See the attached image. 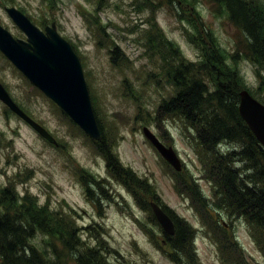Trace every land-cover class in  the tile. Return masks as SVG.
Instances as JSON below:
<instances>
[{
    "label": "rangeland",
    "instance_id": "rangeland-1",
    "mask_svg": "<svg viewBox=\"0 0 264 264\" xmlns=\"http://www.w3.org/2000/svg\"><path fill=\"white\" fill-rule=\"evenodd\" d=\"M6 6H16L42 29L55 22L58 32L72 43L83 63L102 137L96 140L82 130L0 51V80L19 106L57 141L42 137L0 100V188L13 182L21 197L29 193L40 206L71 213L80 227L81 250L96 244L94 229H87L96 228L105 240L104 254L115 264H179L161 243L164 229L153 210H148L151 200L195 229L197 264H264V252L252 232L262 241L263 234L245 217H231L217 209L212 218L181 190L179 177L195 179L207 200L213 203L215 199L195 139L180 119L157 111L175 90L160 59L150 56L147 34L151 25L192 62L210 53L212 45L205 43L213 39L229 66L240 70L243 89L264 98L258 66L243 52L247 38L221 6L214 0H0V23L23 39L25 34ZM90 20L102 25L109 41L101 39ZM112 42L123 54L116 58L118 64L112 59ZM144 127L175 150L180 170L160 154L145 136ZM104 141L120 167L150 187L136 184L130 188L113 176L107 158L94 146ZM219 147L224 153L235 149L229 143ZM224 241L228 248L221 247ZM32 243L52 258L47 235L38 233ZM72 260L67 264H76Z\"/></svg>",
    "mask_w": 264,
    "mask_h": 264
},
{
    "label": "trees",
    "instance_id": "trees-1",
    "mask_svg": "<svg viewBox=\"0 0 264 264\" xmlns=\"http://www.w3.org/2000/svg\"><path fill=\"white\" fill-rule=\"evenodd\" d=\"M214 1L245 34L247 42L243 52L258 66L259 87L264 92V0ZM90 22L97 26L101 39L109 41L102 25ZM100 37L99 44L102 43ZM205 44L207 47L212 45L210 53L192 62L159 28L151 25L147 34L150 56L160 59L163 72L175 90L172 96L161 102L158 114L180 119L195 139L197 154L204 166L205 177L212 184L215 199L210 203L195 179L185 181L179 177V186L188 192L201 213L214 218L212 212L217 213L220 209L231 217L243 216L264 238V147L239 111V92L243 89L240 70L229 66L219 44L213 39ZM112 45V59L118 64L116 58L123 54L119 45L114 42ZM237 56L238 53L232 55L234 64H237ZM259 99L264 102V98ZM223 143L234 144L232 148L235 149L224 153L219 147ZM94 146L107 158L113 176L123 179L130 188L136 184L144 189L150 187L130 170L120 167L105 141ZM164 209L175 223V234L163 231L161 242L169 257L179 264L182 261L183 264L186 261L197 264L195 229L166 206ZM148 210L152 212L149 203ZM213 221L209 222L212 224ZM219 227L225 230L223 225ZM79 229L71 213L54 211L48 205L40 206L29 193L21 197L13 182L0 188V264H67L71 259L76 264H115L104 254L105 240L92 226L87 229L90 232L94 229L96 244L81 250L83 243ZM38 233L49 237L51 259L46 251L33 245L32 239ZM252 233L264 252V239L262 241L255 231ZM226 240L232 241L229 237ZM221 247L228 248V244L224 241ZM107 250L112 249L107 247Z\"/></svg>",
    "mask_w": 264,
    "mask_h": 264
},
{
    "label": "water",
    "instance_id": "water-1",
    "mask_svg": "<svg viewBox=\"0 0 264 264\" xmlns=\"http://www.w3.org/2000/svg\"><path fill=\"white\" fill-rule=\"evenodd\" d=\"M6 10L28 38L16 39L0 24V51L86 133L99 140L102 132L94 111L82 61L72 44L61 36L55 22L42 30L17 7H7ZM239 96L240 114L264 146V102L253 96L246 88L239 92ZM0 100L45 139L57 143L43 125L19 106L1 81ZM144 133L162 155L180 170L181 161L175 150L163 144L149 127H144ZM150 205L164 231L174 235L175 223L170 214L156 201L152 200Z\"/></svg>",
    "mask_w": 264,
    "mask_h": 264
}]
</instances>
